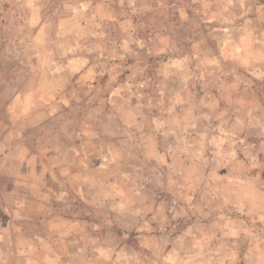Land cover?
<instances>
[{
	"label": "rangeland",
	"instance_id": "rangeland-1",
	"mask_svg": "<svg viewBox=\"0 0 264 264\" xmlns=\"http://www.w3.org/2000/svg\"><path fill=\"white\" fill-rule=\"evenodd\" d=\"M0 264H264V0H0Z\"/></svg>",
	"mask_w": 264,
	"mask_h": 264
}]
</instances>
